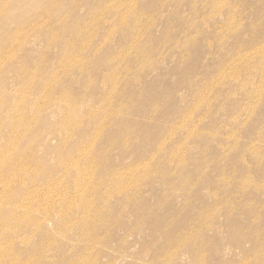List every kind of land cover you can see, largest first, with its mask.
<instances>
[{
  "label": "rangeland",
  "instance_id": "rangeland-1",
  "mask_svg": "<svg viewBox=\"0 0 264 264\" xmlns=\"http://www.w3.org/2000/svg\"><path fill=\"white\" fill-rule=\"evenodd\" d=\"M263 250L264 0H0V264Z\"/></svg>",
  "mask_w": 264,
  "mask_h": 264
},
{
  "label": "bare ground",
  "instance_id": "bare-ground-1",
  "mask_svg": "<svg viewBox=\"0 0 264 264\" xmlns=\"http://www.w3.org/2000/svg\"><path fill=\"white\" fill-rule=\"evenodd\" d=\"M264 251V250H263ZM257 258V257H256Z\"/></svg>",
  "mask_w": 264,
  "mask_h": 264
}]
</instances>
